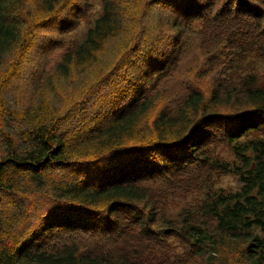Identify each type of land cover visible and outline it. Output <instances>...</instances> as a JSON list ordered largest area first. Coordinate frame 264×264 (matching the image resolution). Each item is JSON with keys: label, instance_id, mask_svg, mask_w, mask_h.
I'll return each instance as SVG.
<instances>
[{"label": "rangeland", "instance_id": "374dc122", "mask_svg": "<svg viewBox=\"0 0 264 264\" xmlns=\"http://www.w3.org/2000/svg\"><path fill=\"white\" fill-rule=\"evenodd\" d=\"M102 5V0H65L54 12L37 15L35 21L39 24L29 47L22 53L18 50L9 53L0 65V131L10 132L11 128L4 122L12 115L18 116L15 128L25 126L26 119L19 122L20 116L36 103L46 104L47 118L64 115L58 128L66 127L68 133H74L91 130L100 124L97 122L102 120L107 106L122 104L134 94L142 97L154 94V106L146 114L150 118L161 108L174 112L182 96L194 87L206 93L213 83L239 93L264 89V7L256 3V20L252 14L234 10L231 0H159L155 4L149 0H132L123 32L109 43L98 63L73 69L69 78L58 77L54 72L55 62L65 52L77 49L87 29L101 15ZM179 21L181 30H177ZM126 44L128 48H139L149 57L132 60L130 56L123 82L130 83L139 71L150 67L156 68L155 73L141 83L130 84L122 98H118L121 86L116 85L112 94L102 87L103 93L106 92L104 101L100 102V92H95L82 105L69 109L83 99L96 73L128 49ZM160 57L164 60L161 63ZM216 110L224 116L208 127L211 139H207L206 149L212 159L218 160V165L229 164L225 167L186 159L188 164L184 169L180 161L171 163L174 169L161 164V158L155 154L133 160L128 154L117 153L95 166L74 165L53 172L59 179L76 178L92 183L100 180L104 170L116 175L117 169L124 168L126 178L145 190L149 203L157 211L158 222L148 238L140 234L138 223L127 210L119 213L122 233L115 236L116 222L113 220L110 227H105L102 208L94 207L95 211L88 216L80 211L78 217L45 195L38 196L42 199L38 198L37 205L31 200L29 213L36 207L33 215L23 222L22 234L36 230L48 216L54 215L56 223L44 241L47 249L76 243L84 254L102 258L125 255L143 264H201L207 253L206 243H199L188 229L212 231L214 218L204 205L216 193L234 192L240 187L238 173L232 170L240 165V160L223 133L235 124L234 111L242 109L219 106ZM256 140L264 141V126L249 131L235 144L244 146ZM176 154L182 153L177 150ZM166 223L179 231L162 233ZM253 231L264 236L258 228Z\"/></svg>", "mask_w": 264, "mask_h": 264}, {"label": "trees", "instance_id": "16d2710c", "mask_svg": "<svg viewBox=\"0 0 264 264\" xmlns=\"http://www.w3.org/2000/svg\"><path fill=\"white\" fill-rule=\"evenodd\" d=\"M64 1L0 0V65L9 53L15 50L22 53L29 47L39 24L35 21L37 15L54 12ZM102 1L101 15L87 29L77 49L65 52L55 62L54 72L58 77L69 78L75 68L94 66L114 37L123 32L132 0ZM149 1L155 4L159 0ZM231 1L234 10L252 14L256 20V3L264 7V0ZM181 27L179 21L177 30ZM130 56L133 60L149 57V54L133 46L122 52L117 60H111L96 73L83 99L69 109L82 105L95 92H100V102L104 101L106 92L103 93L102 87H107L112 94L116 85L121 86L118 98H122L130 84L141 83L155 73L156 68L150 67L139 71L138 77L130 83L123 82ZM158 59L160 63L164 61L161 57ZM179 101L174 112L161 108L148 118L146 114L155 103L154 94L145 97L134 94L122 104L107 106L102 120L97 122L100 124L86 132L68 133L66 127L59 129L64 115L54 114L47 118V106L40 103L20 116L19 122L26 119L23 127L15 128L16 115L6 119L4 123L11 128L10 132L0 131V264H143L125 255L102 258L84 254L76 243L47 249L44 241L57 217L50 215L36 230L22 234L23 222L33 215L42 199L38 196L45 195L52 203L65 206L78 217L80 211L88 216L95 211L94 207L102 208L105 227H110L113 220L116 222L115 236L122 233L119 213L127 210L138 223L140 234L148 238L158 222L157 211L149 203L145 190L126 178L124 168L117 169L116 175L104 170L100 180L92 183L76 178L59 179L52 175L53 172L74 165L95 166L117 153L128 154L133 160L155 154L166 166L180 161L182 169L188 164L186 159L225 167L229 164L218 165V160L212 159L206 149L207 139H211L208 127L219 116H224L216 110L219 106L242 109L234 111L236 122L223 133L240 160V165L232 168L238 173L240 187L234 192L216 193L204 205L214 218L212 231L193 227L188 231L199 243H206L207 253L201 264H264V236L253 231L258 228L264 233V141L256 140L244 146L235 144L249 131L264 126V89L239 93L234 88L213 83L208 93L194 87ZM177 150L181 156L176 154ZM31 200L36 201V205L29 213ZM164 227L162 233L179 231L167 223Z\"/></svg>", "mask_w": 264, "mask_h": 264}]
</instances>
